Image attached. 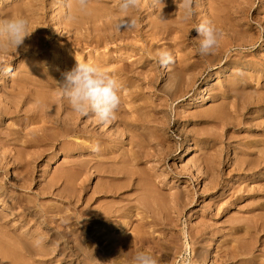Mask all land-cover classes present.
Masks as SVG:
<instances>
[{"label": "bare ground", "instance_id": "bare-ground-1", "mask_svg": "<svg viewBox=\"0 0 264 264\" xmlns=\"http://www.w3.org/2000/svg\"><path fill=\"white\" fill-rule=\"evenodd\" d=\"M1 1L8 5L7 9L0 10V18L26 16L31 20L29 34H32L18 49L0 54V66L5 64L9 68L11 64L18 71L17 76L12 78V85L0 82V208L4 213L0 214V264H131L132 257L139 251H146L159 262L169 264L171 248H177L176 255L183 249V246L177 247L181 235L174 239L171 233L157 239L154 233L155 228L169 230L173 227L175 218L170 217L171 211H176L181 196L170 198L169 208L165 199L153 194L151 184L137 168L139 156L127 153L116 155L115 149L118 143L121 144L123 131L130 133L129 136L123 134L136 144V152L143 149L146 135L141 132L135 135L132 128L147 127L146 114L126 119L119 107L116 118L106 125L100 124L91 115L79 116L71 111L67 100L58 92V84L63 78L57 77L63 71L59 75L53 69L42 68L37 60L48 55L46 48L52 39L59 47L57 51L63 53L66 51L63 46L67 44L75 48L87 46L93 50L99 47L114 49L120 59L131 53L148 56L154 47L153 41H169L174 33L181 38L186 37L205 18L217 27L221 24L228 0H196L195 6L203 8L204 16H199V12L192 8L195 0H163L158 8L153 7L152 0H141L139 8L128 14L137 20V28L126 31L122 27L119 32L115 31V24L124 19L118 13L120 0H90L88 15L79 13L76 0H71V12L76 17L72 22L66 21L70 11L67 7L69 0H15L11 4V0ZM189 9L191 18L185 22ZM155 13L157 16L154 18ZM225 53L220 47L212 55L203 56L201 63L208 67L221 64ZM20 59L23 62L15 65ZM127 62L118 68H106L103 63L99 65L118 77L121 88L126 86L130 87V91L133 88L138 90L139 86L130 85L122 78L135 74ZM183 62L178 66H168L171 69L166 74V87L170 86L171 91L177 92L183 82L195 81V78L187 76L199 64ZM59 64L65 72L76 66L61 58L57 62ZM163 74L162 71L157 73L153 81L160 80ZM232 82L231 89H234L235 80ZM223 107L217 105L211 113ZM221 113L220 117L224 118ZM33 125L36 127L31 128ZM120 126H123L122 131L118 129ZM105 127L108 134L103 132ZM58 146L59 152H56ZM95 146L99 147L98 151L93 150ZM83 151L90 152L91 158L79 162L77 158L84 156ZM54 153H62L68 159V170L55 173L45 185L39 184L38 194L43 196L58 191L71 202L78 198L77 203H85L80 215L76 216L80 231L66 229L72 218L63 215L60 208L49 210L32 200L15 197L17 188L31 189L35 182V165ZM260 153L254 160L248 159L250 155L247 157L248 170L250 166L256 167L258 161L264 164V150ZM117 160H122L121 166L117 165ZM233 162L238 167L245 166L244 159H234ZM194 168V177L200 184V170L197 166ZM21 169H24L22 175L17 174L13 183L6 182L4 178L10 170L17 172ZM184 169L188 166L185 165ZM93 175L100 180L92 194L84 198L89 187L87 183ZM204 189H207L205 183ZM133 190L135 193L140 191V194L134 198L128 196ZM98 199L109 202L91 208V203ZM194 202L192 200L191 203ZM255 212L249 217L234 219L228 227L230 233L205 222L188 231L186 249L191 251V264H264V201ZM53 218L56 219L54 228L50 222ZM37 237L43 238L38 247L34 244Z\"/></svg>", "mask_w": 264, "mask_h": 264}, {"label": "rangeland", "instance_id": "rangeland-1", "mask_svg": "<svg viewBox=\"0 0 264 264\" xmlns=\"http://www.w3.org/2000/svg\"><path fill=\"white\" fill-rule=\"evenodd\" d=\"M14 1L11 0L9 4ZM232 1L228 0L229 4L222 13L221 24L217 25L223 33L217 49L221 47L226 51L224 60L213 67L201 63L204 59L198 50V33L195 30L197 25L186 37L181 38L179 34L174 33L169 41L159 39L153 41L154 47L148 56L131 53L128 57L124 56L126 59L124 57L120 59L114 49L99 47L93 50L87 46L75 48L67 44L63 46L66 50L63 53L57 51L59 47L52 39L53 42L49 41L46 48L48 55L37 60L42 68L53 69L59 75L62 71L65 72L63 66L57 65L59 58L72 64H77V60L81 62L90 60L98 65L103 63L106 68H118L128 61L126 64L135 74H131L130 78L125 76L122 78L128 84L139 88L138 90L131 88L133 91H130V87L124 86L120 89L121 115L126 119H134L140 113H144L149 124L147 127L132 128L133 134L141 132L146 135V138H143L145 142L143 149L136 152L134 149L136 144L130 142L123 131V136L120 135L121 144L118 143L115 147L116 155L127 153L139 156L137 168L151 184L153 194L165 199L169 208L170 198L181 196L180 205L176 207L175 212L171 211L170 217L175 220L173 227L169 229L170 233L168 229L164 230L161 227L155 228L154 233L157 239H163L165 234L170 236L172 233L174 239L181 235V239L177 240V247L183 246V249L176 255L177 248H171L169 264H191L193 257L190 249H186V243L189 242L187 234L191 229H196L201 222L230 233L228 227L234 219L254 215L256 208L264 201V164L258 161L256 167L250 166L249 170L247 168L249 167L247 157L250 155L248 159L254 160L262 154L260 151L264 150V0H235L234 3ZM195 4L196 0L192 8L199 12V16H204L203 8L198 6L196 8ZM7 5L8 3L1 1L0 10L7 9ZM156 16L157 13L153 17ZM130 40L139 45L143 44L136 39ZM162 49L172 52L174 56V62L170 64L172 66H178L183 60L188 64L198 63L199 66L193 67L194 71L189 72L191 75L187 76L189 79L195 78V81L181 83L177 92L171 91L170 86L166 87V74L171 68L161 67L157 62V51ZM22 62L20 59L14 64ZM4 68L5 64L0 66V82L12 85V78L17 76L18 71L11 64L10 71L4 72ZM161 71L164 74L160 80L153 81ZM57 78L63 77L60 75ZM233 80L234 89H231ZM217 105L224 107L212 114L211 110ZM220 113L225 117L221 118ZM33 127L36 126H31ZM118 129L122 131L123 126ZM103 132H106V127L103 128ZM59 148L60 146L56 152H59ZM82 154L84 156H79L77 161L91 158L90 152L83 151ZM234 159H244L245 166L238 167L234 164ZM50 160L52 163L49 164ZM67 162L68 159L62 153L42 158L35 165L33 173L35 182L31 189L17 188L15 197L24 201L32 200L49 210L56 211L60 208L63 215L72 218V223L67 225L66 229L75 228L80 231L76 216L80 215L85 203L84 205L82 201L77 203L78 198L71 202L58 191L43 196L38 194L39 184L45 185L55 173L68 170ZM121 162L122 160L119 162L117 160V165L121 166ZM185 165L188 169H184ZM194 166L200 170L199 177L202 181L200 184L194 177ZM23 170L17 172L10 170L4 179L8 183H13L17 174L22 175ZM99 180L100 178L93 175L87 183L89 187L84 198L92 194ZM204 183L207 189H204ZM137 194H140V191L135 193L133 190L128 196L134 198ZM192 200L195 202L191 203ZM104 202L109 200L98 199L91 203V208L98 207L99 203ZM0 214H4L2 208ZM50 222L54 228L56 219L53 218ZM59 222L58 220L57 223ZM157 264L168 263L157 260Z\"/></svg>", "mask_w": 264, "mask_h": 264}, {"label": "clouds", "instance_id": "clouds-1", "mask_svg": "<svg viewBox=\"0 0 264 264\" xmlns=\"http://www.w3.org/2000/svg\"><path fill=\"white\" fill-rule=\"evenodd\" d=\"M141 0H120L118 13L124 17L116 22L115 31H121L122 27L126 31L135 30L138 22L134 17H129V13L140 6ZM90 0H76V10L84 15L89 12ZM163 0H152L153 7H159ZM69 14L66 16L67 22L75 20L71 9V0L67 4ZM191 18L190 9L186 11L185 22ZM31 20L26 16H10L0 18V54L8 52L10 49H18L24 44L25 39L30 36ZM198 33V50L202 56L213 54L219 47L223 33L212 21L205 18L196 27ZM157 62L161 67H168L174 62L171 51L162 49L157 51ZM6 68L5 71H10ZM63 81L59 83L58 92L67 100L71 111L79 116H93L100 124L106 125L116 118V112L121 103V84L114 74L108 69L101 67L92 61L81 62L70 71L64 72ZM94 151L99 147L95 146ZM43 243L42 237H37L34 244L38 247ZM131 264H157L153 255L146 251H139L133 257Z\"/></svg>", "mask_w": 264, "mask_h": 264}]
</instances>
